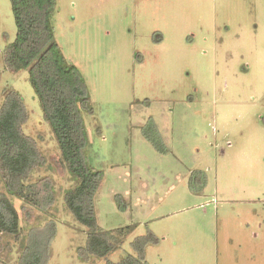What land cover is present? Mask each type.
I'll use <instances>...</instances> for the list:
<instances>
[{
  "label": "rangeland",
  "instance_id": "obj_1",
  "mask_svg": "<svg viewBox=\"0 0 264 264\" xmlns=\"http://www.w3.org/2000/svg\"><path fill=\"white\" fill-rule=\"evenodd\" d=\"M53 22L89 89L87 156L104 171L99 225L137 224L108 259L136 255L132 242L153 231L159 243L142 264H264V0H57ZM16 35L11 2L0 0V107L10 89L20 93L24 131L45 158L27 183L49 176L55 199L45 210L15 200L21 237L0 232V264H18L31 234L51 231L52 220L46 264H103L81 257L87 228L64 199L75 180L29 71L6 68ZM150 118L167 152L142 133ZM198 169L207 184L196 193L189 182Z\"/></svg>",
  "mask_w": 264,
  "mask_h": 264
},
{
  "label": "trees",
  "instance_id": "obj_2",
  "mask_svg": "<svg viewBox=\"0 0 264 264\" xmlns=\"http://www.w3.org/2000/svg\"><path fill=\"white\" fill-rule=\"evenodd\" d=\"M17 35L4 52L6 68L12 72L29 71L30 82L39 99L44 121L49 124L61 153V162L74 178V186L65 194L67 209L87 228V239L80 247L81 257L106 259L103 264H142L147 247L158 244L153 232L136 237L132 242L136 255L128 253L115 262L108 256L118 250L125 237L137 224L114 230H104L98 222L95 197L104 179V171L89 162L91 146L84 111L92 110L86 79L79 68L69 62L56 40L54 15L57 0H10ZM29 113L18 91L6 92L0 107V172L5 190H0V232L20 239L22 227L15 200H24L45 210L55 199L53 181L49 176L27 183L36 168L45 163L37 141L24 131ZM142 133L160 152H167L158 124L153 118L142 126ZM190 187L202 192L207 184L205 171L191 174ZM122 200L121 195H116ZM47 207V208H46ZM51 231L33 232L17 257L18 264H46L51 241L56 234V222ZM148 264V263H145Z\"/></svg>",
  "mask_w": 264,
  "mask_h": 264
}]
</instances>
